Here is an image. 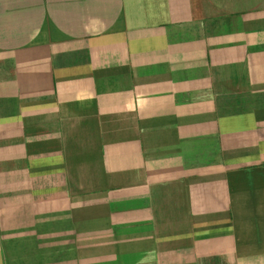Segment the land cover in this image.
I'll list each match as a JSON object with an SVG mask.
<instances>
[{"label":"crops","instance_id":"crops-1","mask_svg":"<svg viewBox=\"0 0 264 264\" xmlns=\"http://www.w3.org/2000/svg\"><path fill=\"white\" fill-rule=\"evenodd\" d=\"M0 264H264V0H0Z\"/></svg>","mask_w":264,"mask_h":264}]
</instances>
